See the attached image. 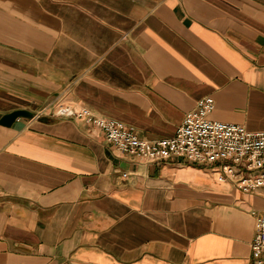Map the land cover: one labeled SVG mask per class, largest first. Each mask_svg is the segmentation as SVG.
<instances>
[{
	"label": "crops",
	"instance_id": "obj_1",
	"mask_svg": "<svg viewBox=\"0 0 264 264\" xmlns=\"http://www.w3.org/2000/svg\"><path fill=\"white\" fill-rule=\"evenodd\" d=\"M204 96L264 130V0H0V116L32 113L0 124V264H252L264 187L122 157L72 114L155 140Z\"/></svg>",
	"mask_w": 264,
	"mask_h": 264
},
{
	"label": "built area",
	"instance_id": "obj_2",
	"mask_svg": "<svg viewBox=\"0 0 264 264\" xmlns=\"http://www.w3.org/2000/svg\"><path fill=\"white\" fill-rule=\"evenodd\" d=\"M211 96L200 98L187 111L170 137L147 140L132 126L93 114L85 107L73 115L100 129L105 140L120 156L133 161H180L210 165L219 180H229L243 191L264 187V130L250 131L244 126L214 120ZM125 175V173H124ZM252 264H264V211L255 216L250 242Z\"/></svg>",
	"mask_w": 264,
	"mask_h": 264
},
{
	"label": "water",
	"instance_id": "obj_3",
	"mask_svg": "<svg viewBox=\"0 0 264 264\" xmlns=\"http://www.w3.org/2000/svg\"><path fill=\"white\" fill-rule=\"evenodd\" d=\"M61 112L64 113V112H67V110L66 109L61 110ZM30 116H32V113L29 112L28 110H22V109L13 110L11 112L5 113L0 116V124L4 126H10L16 118L30 117ZM110 158L116 163L119 161L118 158H115L112 155H110Z\"/></svg>",
	"mask_w": 264,
	"mask_h": 264
}]
</instances>
